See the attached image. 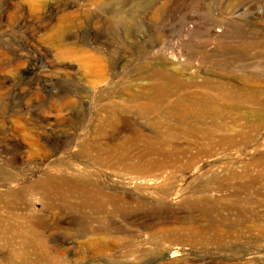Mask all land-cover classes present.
I'll return each mask as SVG.
<instances>
[{"label": "rangeland", "instance_id": "rangeland-1", "mask_svg": "<svg viewBox=\"0 0 264 264\" xmlns=\"http://www.w3.org/2000/svg\"><path fill=\"white\" fill-rule=\"evenodd\" d=\"M59 39L71 58H60ZM162 65L185 80L227 83L262 100L186 91L228 112L233 129L189 112L183 121L169 116L164 109L175 98L139 112L124 94L147 85L135 81L139 71ZM263 68L264 0H0V186L12 176L19 181L13 188L30 186L46 174V160L60 161L87 170L106 191L145 200L136 216L164 224L156 241L130 228L97 256L77 237L81 215L55 211L54 229H61L42 241L48 252H63L65 264H264V82L256 79ZM108 108L117 117L105 134L117 152L111 167L99 168L79 149L92 143L95 119ZM194 127L213 132L212 142L189 135ZM164 160L161 184L136 190L120 179L136 176L141 163ZM112 222L127 228L123 216ZM1 252H10L12 264L37 260Z\"/></svg>", "mask_w": 264, "mask_h": 264}, {"label": "bare ground", "instance_id": "bare-ground-1", "mask_svg": "<svg viewBox=\"0 0 264 264\" xmlns=\"http://www.w3.org/2000/svg\"><path fill=\"white\" fill-rule=\"evenodd\" d=\"M156 44L157 43H155V45ZM57 46L60 48V58H65L66 56L69 58L73 55V51L65 47L66 45H64L62 39L57 41ZM145 50L146 49L139 50L140 57L146 54L147 50ZM140 57L138 60L141 61ZM136 58L138 57L136 56ZM141 62L142 66L144 61L142 60ZM169 66L174 71L178 69L176 64H170ZM136 69L137 67L135 70ZM263 69V75L256 77L259 83L264 82ZM134 79L135 81H141V84L145 81L147 85L145 86L144 84V87L141 85L138 86L139 89L137 92H135V90L134 92L130 90L131 93L128 90L124 95H126L127 99L133 104L135 103L134 106L139 112L146 113L154 109L155 106L164 104L170 98H175L172 104L165 106L164 111L166 114L175 116L179 121H183L186 119L189 112V114L191 113V116L195 118L204 117L214 120L217 128L222 127L224 121L227 124L229 123V128L232 129L236 128L237 125L235 120L229 118L228 112H224L223 109L217 107L216 103L214 104L212 101L207 102L204 101V99H199L201 96L198 98L190 97L187 95L188 90L211 89L216 92L217 95L225 97L228 101L234 100L236 95L237 100L245 104L252 102L259 103L262 100L260 93H242V91L241 93L232 92V86H228L227 83H220L218 87H215L206 81L197 83L193 82L191 78L185 80L177 73L169 72L167 67L163 65L150 69L147 68L141 72L139 71L137 77L134 76ZM242 85V87H244L246 84ZM114 110L115 109L108 108L101 111L100 115L97 114L99 116L95 119V129L92 131L93 139L91 138L92 143H86V145H82L79 149L80 157L87 160L93 159L96 161L97 167L99 168L103 166L111 167L117 152L116 144L109 140L105 134L107 127L114 124L113 122H115L114 120L117 117L116 111ZM204 130L205 129H197L194 127L190 129L189 135H194V137L202 135L205 137L202 138L204 141H207V143L210 141L212 142L210 138L213 136V132L211 133L206 130L205 132ZM145 137L149 142L148 144H152L153 139L148 136ZM227 140L228 139L224 137L219 142L223 143ZM150 152H153V150ZM49 158L51 157L49 156L48 159ZM9 162L12 165L17 164L19 162V157L16 156ZM44 164H46V174L41 176L37 182L30 186L22 189L13 188L12 185L15 187L19 182L18 179L13 176L4 181L6 184L2 187L7 188V190L0 193V252L1 250H21L24 253H34L35 260L37 257V260L34 261L35 264L36 262L37 264L38 262L57 264L58 260L61 261L63 258V252L57 253L56 250H54V252L57 254L48 252L46 250V245H44L45 241L43 240V242L42 239L46 232H52L54 226H56L54 225L55 220L53 219V215L55 211L59 210H71L81 215L79 218L81 227L77 237L84 241L82 246L87 249L89 255L102 256L103 253L111 248L114 242L119 240L122 236L124 237V234L130 228H132L130 230H132L135 235L138 234L141 236L146 234L151 239L157 235L156 231L163 230L160 229V227L164 224L136 216V212H139L138 210H145L147 208L145 200L134 199L128 192L120 193L104 190V188L89 179L90 173L87 170L80 172L68 164L63 165L60 161H50L48 164L46 160ZM168 165L169 162L166 160L161 162H144L136 167V176L121 175L120 179L123 180L124 183L131 185V187H138L136 190L149 189L151 186L162 183L160 175ZM69 171L74 172L75 175H81L80 178L72 179L65 177L63 172ZM209 182L211 181L209 180ZM211 186L209 185L208 187ZM117 215L123 216L128 220L126 225L127 228L124 229L116 226V224H112L113 216ZM260 223L258 225L259 227H257L264 231V226L260 227ZM56 229L60 230L61 228L59 227ZM56 229H54V231ZM9 235H11V237H9ZM45 250L47 252H44ZM9 253H0V264H6L4 263L5 261H7L8 264L10 261L15 262ZM23 262L26 263L25 260ZM31 262L32 261H27V263ZM60 263L65 264L64 261Z\"/></svg>", "mask_w": 264, "mask_h": 264}]
</instances>
